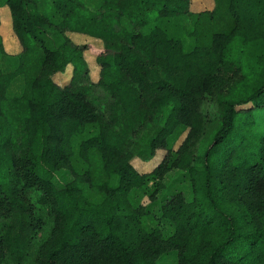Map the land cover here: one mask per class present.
<instances>
[{"label": "trees", "instance_id": "1", "mask_svg": "<svg viewBox=\"0 0 264 264\" xmlns=\"http://www.w3.org/2000/svg\"><path fill=\"white\" fill-rule=\"evenodd\" d=\"M37 1L0 0L22 45L16 67L0 68V258L23 261L44 227L32 188L54 222L36 264H160L172 255L176 264H264V0H215L195 13L189 0H82L86 9L48 0L47 15ZM67 32L104 42L102 106L89 99L94 83L53 78L69 64L87 69L88 46ZM19 75L23 93L8 96ZM160 149L151 171L133 164ZM60 169L73 175L64 187L54 182ZM173 169L187 174L191 193L159 202ZM135 189L149 203L135 205Z\"/></svg>", "mask_w": 264, "mask_h": 264}, {"label": "rangeland", "instance_id": "2", "mask_svg": "<svg viewBox=\"0 0 264 264\" xmlns=\"http://www.w3.org/2000/svg\"><path fill=\"white\" fill-rule=\"evenodd\" d=\"M81 4L82 8L86 9L84 2L82 0H76ZM37 8L42 14H46V8L49 6L48 0H39L36 2ZM95 7V6H94ZM215 7V0H189L188 12H201L204 10H212ZM0 35L2 36L5 44V53L0 52V68L6 71L13 70L17 65V55L22 51V45L19 42L16 34L13 29V19L11 17L10 9L8 5H3L0 7ZM187 19H190L187 17ZM134 29H139L140 25L138 23H133L129 20L127 22ZM117 30L121 29V24H117ZM67 34L78 44H86L88 47L85 50V57L87 61V69L82 74H75L74 67L72 64H69L65 71L58 72L53 76L54 80L60 85H66L70 82H76V84H92L89 94V99L96 106H102L104 103L109 102L108 93L100 86L97 85L100 73V65L98 63L97 57L104 49V42L90 35L67 32ZM24 75H19L18 79L14 80L11 86L8 89V96L21 95L24 91ZM251 106V103L242 105L239 109L247 108ZM145 128V127H144ZM188 128L184 126L181 127L170 139V145L173 144V147L176 148L182 142L186 136ZM166 150L160 149L150 160H143L140 157H134L132 162L135 167L141 172L151 171L155 166H157L163 159ZM73 179L72 173L68 169H60L55 172L54 182L58 187H64L66 183ZM164 182L166 184L165 188L158 194L157 201L163 202L167 198L177 191H183L185 195H190L191 186L190 180L187 174H180L178 170H171L164 177ZM152 183V182H151ZM29 196L32 201L37 205V212L45 221L44 227L40 230L36 238L34 239L28 255L24 258L23 261H17L11 257V253H5V256L0 258V264H36L37 251L42 242H44L50 235L53 228L54 222L52 219V211L42 206L39 203V198L41 196L40 192L32 188L28 189ZM144 197V203H149L148 196L144 195L143 190L135 189L131 194V201L135 205H139L140 201ZM190 197V196H189ZM159 202H155L150 205L151 212L159 213ZM3 219L0 218V222ZM5 221V219H4ZM162 228L169 233L172 230L170 222L165 220L162 223ZM160 264H176V258L172 256H167L161 259Z\"/></svg>", "mask_w": 264, "mask_h": 264}]
</instances>
